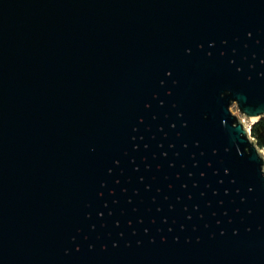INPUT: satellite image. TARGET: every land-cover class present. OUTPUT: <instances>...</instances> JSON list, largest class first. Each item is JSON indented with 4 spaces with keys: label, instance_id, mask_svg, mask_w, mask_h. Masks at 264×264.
Instances as JSON below:
<instances>
[{
    "label": "water",
    "instance_id": "obj_1",
    "mask_svg": "<svg viewBox=\"0 0 264 264\" xmlns=\"http://www.w3.org/2000/svg\"><path fill=\"white\" fill-rule=\"evenodd\" d=\"M264 0H0V264H264Z\"/></svg>",
    "mask_w": 264,
    "mask_h": 264
},
{
    "label": "trees",
    "instance_id": "obj_2",
    "mask_svg": "<svg viewBox=\"0 0 264 264\" xmlns=\"http://www.w3.org/2000/svg\"><path fill=\"white\" fill-rule=\"evenodd\" d=\"M251 136L257 141L260 149L264 150V119L252 125Z\"/></svg>",
    "mask_w": 264,
    "mask_h": 264
},
{
    "label": "rangeland",
    "instance_id": "obj_3",
    "mask_svg": "<svg viewBox=\"0 0 264 264\" xmlns=\"http://www.w3.org/2000/svg\"><path fill=\"white\" fill-rule=\"evenodd\" d=\"M232 111H233L234 114H236V115H238V116L240 117V119L245 123V125H246L247 127L252 126V123H253V122L250 121L249 119H247L246 117L242 116V115L239 113L237 106H234V107L232 108Z\"/></svg>",
    "mask_w": 264,
    "mask_h": 264
}]
</instances>
